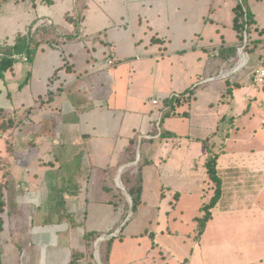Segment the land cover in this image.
<instances>
[{
	"label": "crops",
	"instance_id": "crops-1",
	"mask_svg": "<svg viewBox=\"0 0 264 264\" xmlns=\"http://www.w3.org/2000/svg\"><path fill=\"white\" fill-rule=\"evenodd\" d=\"M117 1L89 0V10L80 29L81 38L59 49L47 48L33 66L25 60L20 62L17 67L20 77L32 70L26 86H20L23 80L17 83L11 76L12 85L0 81V108H17L23 112L25 107L33 106L35 113L44 108L52 110L47 119L43 120L39 113L35 119L31 117L22 130H16L13 135H0L7 140L15 138V149L7 145L6 154L0 156V164L12 163L8 167V181L12 184L11 180H15V187H12L14 207L22 211L23 204L28 205L30 221L34 208L42 206L41 203L36 205V201H25L31 197L29 192L33 186L47 183L45 190L55 192L48 196L49 216L38 224L42 232L59 235L62 243L50 246L43 264H103L99 242L111 238L109 264H264V117L257 119L256 116L262 110L260 106H264V84L255 85L246 44H241L233 28V8L237 1L227 0L229 8L225 9L222 6L226 0H123L122 22L113 12L118 10L111 6ZM257 1L261 0H247V6L259 28H264L258 20ZM93 2L99 10L94 20L90 18ZM70 4L67 3L64 13L71 8ZM140 9L145 26L139 16ZM38 11L37 15L27 12L19 17L18 23H23L21 29L35 17L42 18V12ZM64 13L56 20H48L71 27L63 19ZM110 13V22L99 25V19ZM225 20L232 26L230 36L222 31ZM88 29H91L89 38L85 32ZM83 38L84 43H80ZM78 41L79 46H75L73 53L64 52V46L75 45ZM233 48L236 53L231 51ZM49 52L56 53V59L52 68L45 71L43 61L50 56ZM109 54L121 59L118 66L142 62L144 69L139 74L156 79L152 82L153 89L160 93L159 101L164 106L166 98L192 87L195 78L203 79L204 92L216 98L202 105L205 108L196 109L199 98L194 94L190 105L178 108L180 112L189 111V116L167 117L187 119L188 132L166 127L178 136L157 141L155 138L159 135L155 133L157 128L152 126L153 115L141 113L134 117L121 108L105 105L107 97L99 92V87L105 86L108 80H89L117 66L106 68ZM72 55L77 57L76 65ZM60 58L73 62L74 73H61L62 88L54 91V98L49 99L45 95L51 88L48 78L60 64ZM90 58H100L104 65L90 67ZM195 60L204 63V72L193 69ZM90 63L93 64L92 60ZM163 79L166 81L164 87L159 85ZM231 85L233 92L228 95ZM14 90L20 94L15 101L12 99ZM26 92L29 102L22 96ZM42 96L44 102L41 103L38 100ZM57 98H61L60 101L56 102ZM159 105L153 104L154 107ZM237 110L239 113L232 114ZM228 116L227 130L222 129L221 133L220 126ZM213 119L219 122L216 124ZM45 120H55V135L50 132L46 137H39L36 146L29 143L35 136L36 124ZM195 128H200L202 134L192 133ZM135 135L139 137L137 159L121 165L114 179L127 199L129 194L122 182L124 169L140 160L142 149L153 161L144 168L143 201L138 213L133 216V203L131 205L128 200L130 211L124 220L125 210L106 200L103 171L119 162ZM144 138L154 140L141 145L140 140ZM193 143L200 151L195 150L196 153H191L195 156L190 158ZM213 143L219 153L217 168L223 194L212 209V218L203 234L196 239L197 218L213 194L204 165L208 154L206 144ZM196 155L198 160H195ZM42 157L45 162L55 160V165H40ZM84 158L87 160H82ZM121 167L124 168L120 172ZM89 189L97 194L88 192ZM176 192L179 198L175 197ZM191 196H199L200 200L184 201ZM114 228H117L115 232L110 233ZM89 230L99 231V237H104L97 244L95 241L93 256L83 241ZM18 247L14 245L12 249ZM20 252L24 255L23 249ZM31 254L29 252V256ZM74 256L79 257V261L71 263Z\"/></svg>",
	"mask_w": 264,
	"mask_h": 264
},
{
	"label": "trees",
	"instance_id": "trees-1",
	"mask_svg": "<svg viewBox=\"0 0 264 264\" xmlns=\"http://www.w3.org/2000/svg\"><path fill=\"white\" fill-rule=\"evenodd\" d=\"M64 0H0V20L2 16L11 15L10 11L12 8H7L8 12L3 13L6 6H17V5H27V12H33L35 15L39 14V8H52L55 5L63 2ZM237 4L234 6V18H233V28L237 32L241 44L245 42V34L247 35V42L245 49L250 55V60L248 65L254 76V70L262 62L263 55L260 53L264 45V28H259L256 24V19L249 7L247 6V0H236ZM71 8L64 13V20L67 25H62L60 23L50 22L48 19L39 20L36 18L27 23L24 30L19 29L12 40L0 42V81H6L8 83L9 77H15L17 74L18 64L25 60V62L33 66L36 63L38 56L46 52L47 48L59 49L65 43L71 42L82 37V23L84 22L87 12L89 10V0H72L70 4ZM24 8V7H23ZM30 11V12H29ZM41 21V22H39ZM231 51L236 53V48L231 49ZM24 62V61H23ZM121 62V59H120ZM119 64V63H118ZM74 73L73 64L67 59H62L60 64L56 66L48 78V86H52L55 82L61 79V73ZM32 76V70L29 69L25 73V77L20 83V86H26ZM11 79V78H10ZM65 80V79H64ZM60 88L63 82H60ZM230 95L233 92V86L231 85L228 89ZM54 90L51 88L46 92V96L49 99L54 98ZM44 95V96H45ZM44 96L39 98V102H44ZM194 97V89L190 87L179 94H173L171 97L165 99V106L161 111V116L159 120V128L155 131L159 136L155 139L157 141H166L170 137L178 136L177 133L172 132L164 127L163 121L167 117L172 116H189V111L180 112L178 108L181 105H190ZM33 106H27L23 109V112L17 108L5 109L0 108V135L10 132L20 131L24 126L30 121ZM14 113V115H12ZM21 114H25L21 117ZM55 120H45L36 124L34 128V140H30L29 143H34L36 146L38 144L39 137H46L50 132L55 135L56 127L54 126ZM56 123V122H55ZM154 139L146 140L141 139V145L146 142L153 141ZM139 144V137L135 135L130 139L127 144L123 155L119 162L112 167H108L103 171V179L106 180L104 184V194L106 195V200L111 201L115 204L116 208H123L125 214L123 219L125 220L130 211V203L121 188L115 185V177L117 169L123 164L133 163L137 159V148ZM15 144L11 145V149H15ZM216 145L206 144L207 148V158L205 161V168L208 178L210 179L211 188L213 194L208 202L204 203L202 206V215L197 218L196 227V239H199L203 234L208 221L212 218V209L216 206L223 194V182L218 173V157L219 153L215 150ZM143 148V146H142ZM40 165L44 166H54L55 160L45 162L40 159ZM153 161L148 157L144 151L141 150L140 160L126 167L122 173V182L126 188V192L131 196L133 200V216L138 213L139 206L143 201V180H144V168L146 165ZM10 187L8 180L5 183L0 182V253L2 250L1 235L5 229V214L8 212L9 201H6V190ZM92 192V190H88ZM102 192V193H103ZM93 194H97L94 190ZM58 194V193H57ZM175 197L179 198V193H175ZM89 198V197H88ZM105 201V200H104ZM70 214V213H69ZM132 216V217H133ZM117 228H114L110 233H114ZM124 230L122 228L121 232ZM120 232V234H121ZM101 236L99 231L89 230L85 232L83 236V241L87 246V250L91 252L93 256L94 244L97 238ZM112 240L107 239L105 241L99 242V252L100 258L103 264H109V256L111 252ZM79 261V257L72 259L71 263H76Z\"/></svg>",
	"mask_w": 264,
	"mask_h": 264
},
{
	"label": "rangeland",
	"instance_id": "rangeland-1",
	"mask_svg": "<svg viewBox=\"0 0 264 264\" xmlns=\"http://www.w3.org/2000/svg\"><path fill=\"white\" fill-rule=\"evenodd\" d=\"M71 2V0H67L66 3H59L57 5L54 6V8L50 9H46L44 7H40L39 10L40 12H42V15L40 14L39 20H45L50 18V20L52 19H57L58 15H62L64 13V11L66 10L67 7V3L69 4ZM106 4L108 3V1L105 2ZM228 1L226 0V4L223 3V8L227 9L229 8L228 6ZM256 5V9L258 12V20L260 25L264 26V0L261 1H257L255 2ZM114 9L118 10L117 12L114 10L113 12L116 13L120 18V21L122 22L123 19V11H121L124 8V1L123 0H118L116 3L111 5ZM127 6V3H126ZM24 7V8H23ZM108 6H105V8ZM7 8H12L10 13L8 16H2L1 20H0V42L6 41L8 40V42H12L15 33L22 28L23 23H18L19 17H21V15H24L27 13V5H17V6H6L3 10V13L8 12ZM121 11V13H120ZM30 12V11H29ZM33 13V12H31ZM141 13V9L139 10V14ZM228 13L225 12V14ZM111 14V13H110ZM97 16H99V10H98V6L95 4V2L92 3V10H91V14H90V18L94 20V18H98ZM141 16V19H143L142 17H144V15H142V13L139 15ZM28 17L31 18V15H28ZM112 17V14L109 16V14L105 15L104 18L99 19L98 24L99 25H103L104 23H109L110 18ZM116 17V16H114ZM113 17V18H114ZM133 17V16H132ZM227 18V17H226ZM28 20V19H26ZM144 26L146 24V20H144ZM41 22V21H39ZM228 21H224L223 25V33L226 34V36H230L233 33L232 30V26L229 25L230 23H227ZM24 30V29H22ZM210 30V29H208ZM86 35L88 36L91 32V29L85 30ZM4 36H7V39H4ZM91 36V35H89ZM88 36V38H89ZM219 36L217 35L216 38H218ZM82 41H78L76 42L75 45H66L63 47L64 52L67 53H73V50H75V46H79V42L80 43H84L83 40H85V38L81 39ZM62 48V47H61ZM50 56L48 57V55L44 58L43 63L45 64V71L46 70H50L52 68L53 63L55 62V57H56V53L54 54V52H49ZM54 54V56H53ZM108 54V52H106V55ZM73 56V60H74V64L75 61L77 60V57ZM111 56L110 54L107 56V58ZM48 57V58H47ZM47 58V61L45 62V59ZM62 58H60L61 60ZM100 58H90L88 60V65L91 66H96L95 68H98L102 65H104V60L98 61ZM104 59V58H103ZM92 60L93 64L90 63V61ZM196 61V60H195ZM73 63V62H72ZM102 63V64H101ZM50 64L49 67H47V65ZM79 63H77L78 66ZM76 65V64H75ZM194 67L193 69L195 71H202V68L204 66L203 62H194ZM159 67V65H158ZM19 68V67H18ZM139 69V70H133V69ZM143 63L142 62H136V63H131V64H122V65H117L114 68L108 70V71H101L99 72L98 75H95V77L90 78L89 80H108L107 84L105 86L100 85V91L102 95H106L105 97H107V102L105 103V105L108 103L112 108H121L123 110H125L124 112L127 114H131L134 115V117H137V115L139 114H144V113H150L151 115H153V127L155 128H159L158 124H159V120H160V116H161V111L164 108L163 103L160 104L159 98L161 97L158 91L153 89V85L152 82L153 80H156L153 78V76H148V75H141L139 74V72L141 70H143ZM205 70V68H204ZM135 71V72H134ZM245 71L247 72L248 69H245ZM43 75V74H42ZM246 75H249V73H247ZM250 76V75H249ZM25 75L20 77V72H18L16 74V76L13 78V81L19 83L20 81H22L24 79ZM106 78V79H105ZM114 80V81H113ZM206 80V79H205ZM60 81L58 80L57 82H55L51 87L52 90L57 91L60 87ZM113 81V82H112ZM195 81L194 85H192L193 89H194V94L198 95L199 98V102H197L196 105V109H203L205 108V106L202 105H206L210 100L215 99L216 96L215 95H211V93L204 92L206 90L203 89L204 87V80L203 79H198L195 78L192 83ZM249 81V80H248ZM9 84H11L12 82L10 80H8ZM13 84V83H12ZM11 84V85H12ZM160 86L164 87L166 85V81L163 79L160 81ZM247 87V86H246ZM248 87H251L248 85ZM13 92V91H12ZM173 94V92L171 93ZM28 92L22 94V96L28 100L29 102V97L27 96ZM89 97L92 96V94H88ZM229 95V93H228ZM20 96V94L14 90V92L12 93V99L15 101L16 98ZM156 97V98H155ZM205 97V98H203ZM229 97V96H227ZM158 99L159 101V106H153L152 104V100ZM162 98V97H161ZM61 98H57L56 102L60 101ZM255 102V101H254ZM257 102V101H256ZM262 107L261 111L257 112V119H259L260 117L263 118L264 117V106H260V108ZM8 109H12V108H8ZM47 109V110H45ZM36 110H34L33 112L35 113ZM31 114L32 119H35V117H37L38 115L42 114L43 116V120L47 119L48 117H50L52 115V110L50 108H44L41 111L36 112L35 114ZM40 113V114H39ZM239 113V111H234L232 112V114H236ZM25 114H21V117H24ZM230 115V114H229ZM216 124L219 122V119H213ZM229 116L228 119L225 123H223V126H220V132L222 133V129L227 130L226 128L229 125ZM215 124V125H216ZM221 125V124H219ZM162 127L166 128V127H171L174 128L175 130H178L180 132H188L189 127H188V121L187 119H180V118H166L164 120V123L162 125ZM192 133L194 134H202V132L200 131V128H195V130L192 129ZM14 132L12 131V133L10 132V135H13ZM4 135V134H3ZM15 139V138H13ZM13 139L10 138L9 140H7V138H2L0 137V156L2 154H6L7 151V145L10 146L13 145ZM9 141V142H8ZM193 151L190 152V158L195 156V154H191V153H196L195 150L200 151L198 148V145L193 143ZM194 147H196L197 149H195ZM42 159H45L42 157ZM202 159V158H201ZM82 160H87L86 158L82 159ZM195 160H198V155H196ZM1 161V160H0ZM8 163V164H7ZM2 164V165H1ZM0 164V182L5 183L7 180H9V171L10 169L8 167L11 166L12 163H9L8 161H6V163L2 162ZM8 169V170H7ZM9 182V181H8ZM12 184H10V188H8L6 190V201H9V205L7 207H9L8 212H6L5 214V221H6V226L5 229L2 232L1 235V244H2V250L0 253V264H43V260L45 257H47L48 253L50 252V246H52L53 244H57L59 245L60 243H62V239L59 235H57L55 232H42L43 230H40L39 227V222L43 219H45V217H47L48 215V211H47V202L50 201L48 196L51 195L52 193H55L54 191H52L51 189L45 190V187H47V183L45 184H41V187H38L37 185L33 186V190L31 189V192H29L31 194V197H29V199L25 198V201H36V205L39 203L42 204V206L40 208H34L35 209V213L33 215V218L30 219L29 221V217H28V213H30V207L28 205L23 204V206H19L21 207L22 211H18V207H14L13 201H15L14 197H13V188L15 187V180L12 179L11 180ZM10 183V182H9ZM34 188H36L34 190ZM40 188V190H39ZM209 189V187L207 188V190ZM206 190V191H207ZM27 193V192H26ZM25 195V194H24ZM153 196V195H152ZM263 200H264V195L262 196ZM209 198L207 197V200ZM200 197L199 196H191V197H185L184 201H199ZM64 201V198H63ZM65 201H67V198H65ZM43 202V203H42ZM11 216V217H10ZM49 216V215H48ZM33 219V220H32ZM33 221V223H32ZM29 223V225H28ZM42 225H47V224H43ZM62 226V223L60 224ZM7 227V228H6ZM35 227V228H34ZM46 227V226H44ZM33 229V230H32ZM17 233L19 234L17 236ZM36 236V237H35ZM51 244V245H49ZM14 245H18L19 247L17 248V250L12 249V247ZM63 247V246H61ZM23 249L24 251V255L23 252H20V250ZM29 252H31L32 254L29 256ZM34 253V254H33Z\"/></svg>",
	"mask_w": 264,
	"mask_h": 264
},
{
	"label": "built area",
	"instance_id": "built-area-1",
	"mask_svg": "<svg viewBox=\"0 0 264 264\" xmlns=\"http://www.w3.org/2000/svg\"><path fill=\"white\" fill-rule=\"evenodd\" d=\"M260 51L261 54L263 55L262 62L254 70V76H253L254 83L257 86H262L264 84V45ZM243 62L244 64L246 63L245 61ZM118 63H120V58L117 57L116 55H112L106 59V68L113 67ZM153 104L158 105L159 104L158 99L153 100ZM12 115H14V113H12ZM262 122L264 124V119L262 120ZM182 264H188V263L184 262Z\"/></svg>",
	"mask_w": 264,
	"mask_h": 264
},
{
	"label": "water",
	"instance_id": "water-1",
	"mask_svg": "<svg viewBox=\"0 0 264 264\" xmlns=\"http://www.w3.org/2000/svg\"><path fill=\"white\" fill-rule=\"evenodd\" d=\"M246 41H247V35L245 34V44H246ZM138 159H139V154H138ZM124 167H121L120 168V172L122 171V169H123ZM124 189V188H123ZM128 195V194H127ZM128 200L130 201V203H131V205H132V203H133V201H132V198L128 195ZM102 239H104V237H99L98 239H97V241H96V244L100 241V240H102Z\"/></svg>",
	"mask_w": 264,
	"mask_h": 264
}]
</instances>
